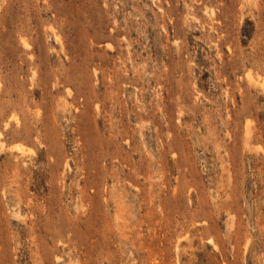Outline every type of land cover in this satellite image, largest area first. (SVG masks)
Here are the masks:
<instances>
[{
	"label": "rangeland",
	"instance_id": "374dc122",
	"mask_svg": "<svg viewBox=\"0 0 264 264\" xmlns=\"http://www.w3.org/2000/svg\"><path fill=\"white\" fill-rule=\"evenodd\" d=\"M0 264H264V0H0Z\"/></svg>",
	"mask_w": 264,
	"mask_h": 264
},
{
	"label": "bare ground",
	"instance_id": "6f19581e",
	"mask_svg": "<svg viewBox=\"0 0 264 264\" xmlns=\"http://www.w3.org/2000/svg\"><path fill=\"white\" fill-rule=\"evenodd\" d=\"M24 43H26V42H24ZM25 45V44H24Z\"/></svg>",
	"mask_w": 264,
	"mask_h": 264
}]
</instances>
